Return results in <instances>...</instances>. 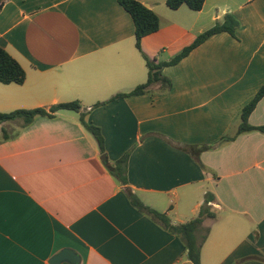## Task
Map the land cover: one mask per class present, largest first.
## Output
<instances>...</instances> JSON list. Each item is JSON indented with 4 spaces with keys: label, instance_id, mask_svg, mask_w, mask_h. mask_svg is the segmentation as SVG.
Instances as JSON below:
<instances>
[{
    "label": "crops",
    "instance_id": "1",
    "mask_svg": "<svg viewBox=\"0 0 264 264\" xmlns=\"http://www.w3.org/2000/svg\"><path fill=\"white\" fill-rule=\"evenodd\" d=\"M138 1L160 17V29L142 40L157 62L228 15L240 27L164 67L171 87L117 97L148 80L133 17L119 0L1 1L0 46L26 80L0 82V113L79 102L105 153L76 111L26 127L0 123V264H50L65 249L79 261L60 264H185L181 238L135 207L127 189L173 224L214 196L207 204L216 218L199 232L209 229L201 264H264V133L236 136L264 84V0H206L200 11ZM249 124L264 125V97ZM127 153L123 184L110 166Z\"/></svg>",
    "mask_w": 264,
    "mask_h": 264
},
{
    "label": "trees",
    "instance_id": "2",
    "mask_svg": "<svg viewBox=\"0 0 264 264\" xmlns=\"http://www.w3.org/2000/svg\"><path fill=\"white\" fill-rule=\"evenodd\" d=\"M1 1L4 0H0ZM167 6L172 10H177L180 7L186 5L193 11H200L203 9L206 0H165ZM120 4L131 14L135 23V37L136 47L142 53L143 58L146 61L148 68V80L146 83L137 86L133 91L120 94L117 97H126L133 95H140L148 93L149 88L158 83L167 84L171 87V80L163 75L164 67L175 65L182 59L187 57L191 51L196 47L207 41L213 35L220 32H229L235 36L237 29L240 27L239 21L232 15H228L223 23H218L208 31L200 34L196 40L188 47L184 48L179 54L171 58L169 61L157 62L156 59L150 58L142 48V40L144 37L157 32L160 29L161 21L159 15L150 7L138 0H119ZM26 80V72L19 62L14 59L2 46H0V82L3 84H18L21 85ZM264 97V84L261 86L255 97L243 108L241 112V123L236 133V136L250 131H260L264 133V125L255 127L249 124V117L255 110L257 104ZM104 103H99L103 105ZM62 109L72 110L79 112L81 123L97 140L99 149L105 153V142L101 129L95 125L90 124L87 120V114L81 112L82 107L79 102L63 103L52 106L49 109L37 108V109H21L11 113H0V123L21 119L23 121V127L31 125L38 117L54 118L58 111ZM235 136V137H236ZM235 137L225 136V140H231ZM6 138V137H5ZM209 149L207 146H203L196 149V153L199 154L202 151ZM129 158V153L118 160L113 166H110L113 170V174L123 183H127L126 179V167ZM129 197L140 211L147 213L161 223V225L169 230L171 233L179 236L184 242L186 249L188 250V260L193 264H201V250L204 242L207 239L209 229L204 234L199 235L201 226L206 219H215L216 214L212 212L211 207L207 204L210 201H214L215 197L209 195L207 197V203L203 205L196 217L185 223L173 224L171 219L166 213L158 212L149 206H146L133 192L127 189Z\"/></svg>",
    "mask_w": 264,
    "mask_h": 264
},
{
    "label": "water",
    "instance_id": "3",
    "mask_svg": "<svg viewBox=\"0 0 264 264\" xmlns=\"http://www.w3.org/2000/svg\"><path fill=\"white\" fill-rule=\"evenodd\" d=\"M2 6H3V3H0V10L2 9ZM103 158H106V156H104ZM64 261H69L71 263H77L79 261V257L75 255V253L72 250L65 249L59 254L52 257L50 260V264H60ZM185 264H193V262L188 260Z\"/></svg>",
    "mask_w": 264,
    "mask_h": 264
}]
</instances>
